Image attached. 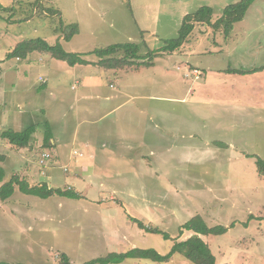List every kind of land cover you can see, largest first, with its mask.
I'll use <instances>...</instances> for the list:
<instances>
[{"label": "rangeland", "instance_id": "1", "mask_svg": "<svg viewBox=\"0 0 264 264\" xmlns=\"http://www.w3.org/2000/svg\"><path fill=\"white\" fill-rule=\"evenodd\" d=\"M239 1H189L188 13L212 7V24L196 23L186 44L170 53L164 47L178 37L185 17L161 16L154 25L153 17L146 15L142 18L149 29L141 31L135 26L141 18L137 13H144L135 6L138 0H0V166H6L10 177L16 172L30 184L31 178L34 183L74 189L81 197L41 198L17 187L20 192L14 197L0 199V261L62 264L67 254L71 264H84L135 247L166 254L177 240L194 234L181 232L182 224L201 215L210 226L228 227L221 235H202L217 264H264V176L258 173L256 158L248 156L264 158V0H255L228 35L214 25L226 7ZM132 3L137 16L131 15ZM75 23L80 32L66 41L64 35ZM36 37L83 52L133 41L140 44L139 55L155 51L158 56L151 68L131 72L125 79L103 78L99 95L92 88L80 93L82 83L72 88V69L53 74L47 68V86L53 91L65 87L61 96H54L35 83L43 71L38 59L51 54L36 51L14 63L6 59L19 42ZM87 57L100 63L96 54ZM128 59L135 64L120 68L144 67L136 64L143 60ZM107 65L101 64L111 68ZM113 93L120 97L107 100ZM98 105H120V119L127 122L123 138H145L136 147L146 159L129 158L126 167L106 176L85 168L88 152L73 141L74 134L78 130L84 138L90 129H98L102 140L101 127L114 119L90 111ZM47 122L56 136L63 127L60 132L69 138L66 151L65 146H44ZM31 124L37 130L26 147L17 148L2 138L6 129L23 130ZM150 126L154 134L147 136ZM127 145L132 153L138 150ZM46 151L54 159L51 168L61 170H54V179L41 182L39 162ZM102 182L114 183V190L100 186ZM137 220L170 238L147 231ZM120 264L194 263L177 253L168 262L129 258Z\"/></svg>", "mask_w": 264, "mask_h": 264}, {"label": "trees", "instance_id": "2", "mask_svg": "<svg viewBox=\"0 0 264 264\" xmlns=\"http://www.w3.org/2000/svg\"><path fill=\"white\" fill-rule=\"evenodd\" d=\"M255 0H241L225 8L222 17L214 23L216 27H223V32L228 35L234 23L244 18L249 6ZM214 9L210 6H203L198 11L190 13L185 16L184 22L179 30L178 37L170 40L164 47L167 51L174 52L179 49L188 39L189 35L194 31L196 23L212 24L211 12ZM69 33L64 35L66 41H70L75 34L78 33V24L70 25ZM71 31V32H70ZM140 44L133 42L115 43L108 47L97 48L91 52H76L68 51L65 49L61 41L55 44L49 43L42 37L31 38L19 42L11 51L7 53L6 59H26L32 53L39 51L51 54L52 57L59 60L66 61L69 65L74 66L76 64H90L86 56L89 54H96L100 58V63H108V67H122L126 64H135L134 61H130L129 58H135L138 60L136 63L139 66L150 67L155 64V57L158 56V52L150 51L147 56L139 55ZM125 52L122 57L114 59H107L106 57L117 54L118 52ZM115 57V56H113ZM146 59H152L146 61ZM115 60L117 63H111ZM124 61V62H122ZM2 63V61H0ZM264 69V66L262 67ZM256 71V70H255ZM46 132L44 136V146L52 147V127L50 123H46ZM37 125L31 124L21 131L13 129H6L2 132V138L8 141L10 144L17 148H23L30 145L31 138L36 132ZM250 157L256 158V165L260 176H264V158L259 155L249 154ZM19 188L23 193L39 196L41 198H49L54 195H59L68 198L79 199L80 194L74 189H61L50 187L47 183L31 185L29 181L17 173L11 177H6V169L0 166V199L7 200L15 192L16 188ZM142 228L152 233H162L165 239H169L170 235L167 232H163L158 228H147L146 225L137 220ZM181 232L184 230L194 231V234L185 240H177L170 251L166 254H161L156 248H141L135 247L125 252H111L107 256L98 257L85 262L84 264H120L129 258L150 259L156 262H168L177 253L182 254L185 258L193 262L194 264H217V257L213 253L209 244L202 238V235H221L228 231V227L223 224L214 226L208 225L205 219L201 215H196L182 224L180 228ZM62 264H71V261L67 254L62 255ZM0 264H10L7 261H0ZM229 264V263H226Z\"/></svg>", "mask_w": 264, "mask_h": 264}, {"label": "crops", "instance_id": "3", "mask_svg": "<svg viewBox=\"0 0 264 264\" xmlns=\"http://www.w3.org/2000/svg\"><path fill=\"white\" fill-rule=\"evenodd\" d=\"M138 1H139V4L136 3L135 6L137 7L138 5H140L143 8L144 13L141 14L140 12L139 13H137V11L135 12V7H134V4L132 3L131 8H132L133 13H131V15L132 16H137V14L141 15V18L136 19V21H135V26L137 27V29L140 28L141 31L143 30V28H144V30L149 29L148 26H146L148 23L147 20L142 18V17H146V15H150L153 17V19H154L153 24L155 25V24L159 23V20H160L159 17H161V16H167V17H169L168 20H171V18L174 15L180 16V17L181 16L185 17L186 15L190 14V13H188L189 9L187 8L186 5L191 0H138ZM144 1H147V2H144ZM111 25H113V23H111ZM109 27L111 28L112 26L109 25ZM79 32H80V26H79ZM79 32L77 34H79ZM77 34H75V35H77ZM133 37H135V36H133ZM133 37H129V39L132 40ZM130 42H133V41H130ZM184 44H186V43H184ZM76 52H83V51H76ZM86 58L89 61H91L92 63H90V64H76L74 66H71L66 61H63V60L59 61V59L54 58L52 56H50L48 59H46V57L41 56L38 60H39V62H41V65H39V66L41 69H43V71L39 75V77H40L39 80H37L35 82V83H37L36 88L38 87L40 90H42V88L44 90H48L51 93H53L54 96L56 94H57L56 96H59V95L61 96V94L64 93L65 87H63L61 89V91L60 90L53 91L52 87L47 86L46 83H47V80L49 81V76H50L48 71H47V68L53 74L59 73L60 71H62L64 69L66 70V68L72 69L69 73L71 74V78L74 77L75 81L73 82L71 87L75 88V85H74L75 82L76 83H82L83 85H82V90L80 91V93H83L86 88H92L93 91L97 95L101 94V88H102L101 81L103 78H105V77L108 78L109 76H111L112 78H115L116 81H120V78L125 79L129 75V73H131V72L136 74L137 72L141 71L144 68H151V67H141L140 70H138V71H136V70L126 71L120 67H118V68L117 67L116 68L115 67L107 68V67L101 66L99 64H96L95 62L97 59H92V57L88 58L87 56H86ZM14 59H16L18 62L21 61V59L18 60V58L9 59L8 61H12V63H14V61H13ZM64 62H66V63H64ZM10 66H11V64L9 65L8 68H10ZM48 66H50V67H48ZM79 68L81 69V71L75 72V70L79 69ZM5 71H6V69H5ZM74 73H76V74H74ZM111 81H110V86L113 85L111 83ZM116 85H117V83H116ZM62 86H64V84L60 83V87H62ZM106 97H107V100H112V99L115 100L118 97H120V93L119 94L113 93V94H110ZM100 109H101V106L98 105L96 107H91L90 111L92 112V110H93V112L103 113L104 116H113L114 117V119L111 123H108V124L101 127V131H102L104 139L99 140L98 129H94V130L90 129L89 133L84 138L79 137L78 130H77L76 133L74 134V137H73V141H77L80 145L81 144L85 145V147L87 149L86 153L88 152L87 156L90 159V162H88L89 164L85 163L86 164L85 168L86 169L89 168L90 171L91 170L94 172L97 171L98 173H100L101 176H106L110 173V171L118 172L120 170V166H121V168L126 167V165L124 163H126L125 161L129 160V158L134 159V157L138 156L139 160H140L141 159L140 156L141 157L144 156L145 157L144 159H146L147 156L142 154V148L136 147L137 146L136 143L144 142L145 138L138 137V138L134 139V138L128 137L126 140H124V138H123L125 135H122V132L125 131L124 130L125 128H127L125 126L127 124V122L123 119H120V111H119L120 105H117L114 108H110V109H101V110ZM98 110H100V111H98ZM50 125L52 127V133H53V139L51 140L52 141V147L56 146V145L65 146V151H66V147L68 145L67 141L69 140V138L68 139L65 138L66 136H63L62 132H60V130H63V127H62V129H60V127H59V129H58L59 131H57L58 133H61L62 135L60 134V135L56 136V131H55L53 125L52 124H50ZM16 129H17L16 131H18V130L21 131V128H16ZM151 129H152V127L150 126V129L147 132V136L154 134V132L152 133ZM128 136H130V135H128ZM77 138L80 140H77ZM60 140L62 143H60ZM128 143H132L133 146H135L133 148L134 149L138 148V150H136L135 153L130 152L129 151L130 148L127 145ZM137 151H139V152H137ZM87 156H86V159H87ZM114 162H117V163H114ZM3 167H5V169H6V177L9 178L10 174L8 175V170H7L6 166H3ZM58 169L61 170L60 167H56L55 165L52 168L50 167L47 170V173L45 175H41L39 173V175H38L39 177L37 180H40L42 182V181H45L46 177L54 179L55 178L54 170H58ZM117 174H119V173H117ZM30 182H31V184H39L40 183L39 181H38V183L32 182L31 178H30ZM109 182H112V181H109ZM100 186H102V187L108 186L109 189L114 190V188H113L114 183L106 184V183L102 182L100 184ZM19 190H15V192L13 193V195L11 197H14ZM27 195L23 194V196H27ZM31 225L32 224H30L29 229H31L33 227ZM12 263H14V262H12Z\"/></svg>", "mask_w": 264, "mask_h": 264}, {"label": "built area", "instance_id": "4", "mask_svg": "<svg viewBox=\"0 0 264 264\" xmlns=\"http://www.w3.org/2000/svg\"><path fill=\"white\" fill-rule=\"evenodd\" d=\"M80 154L84 155L82 152H75V155ZM53 156L49 151H46L42 154V157L40 159V166L42 169V174L45 175L47 173V170L51 167V163L53 162ZM68 168H65V171H68Z\"/></svg>", "mask_w": 264, "mask_h": 264}]
</instances>
